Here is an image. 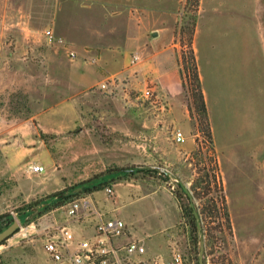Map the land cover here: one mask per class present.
I'll return each mask as SVG.
<instances>
[{
	"label": "rangeland",
	"instance_id": "374dc122",
	"mask_svg": "<svg viewBox=\"0 0 264 264\" xmlns=\"http://www.w3.org/2000/svg\"><path fill=\"white\" fill-rule=\"evenodd\" d=\"M174 1L166 21L146 17L138 9H123L117 24L121 28L132 21L133 30L114 40L127 46L112 51L118 55L119 73L107 80V89L98 84L79 93L73 76L101 68L99 60L89 59L99 54L92 48L95 43L79 31L78 16L86 0H25L26 10L52 13L57 20L70 10L74 22L63 24L67 34L61 36L78 51V57L71 59L43 40L40 50L52 51L56 65L44 63L42 51L20 53L27 56L16 67L21 77L0 74V133L6 129L0 138V227L19 222L0 245V264H51L44 248V230L64 221L67 204L86 194L55 206L57 199L107 179L104 173L110 168L140 165L162 174L139 171L111 179L112 185L134 179L145 188L163 185L167 190L161 187L130 205L133 213L142 210L148 215L154 238L143 256L129 260L120 251L121 264L170 260L175 255L182 257L183 264H199L200 240L204 264H264V0ZM164 26L170 43L163 53L169 54L173 68H180L184 98L194 116L196 148L189 156L183 155L175 139L179 126L174 122L163 125L166 118L157 117L160 107L168 110V100L146 98L143 92L149 84L132 80L133 67L124 66L135 50L158 52L159 41L154 47H148L147 41L152 30ZM193 56L209 97L214 147L199 130L205 123L192 98L196 89ZM67 74L72 76L69 87ZM147 120L150 128L145 126ZM153 132L168 145L156 148L149 142ZM121 137L128 139L135 153L132 161L120 159L124 156L120 154ZM36 164L44 165L45 171L32 172L31 165ZM33 202L39 205L31 207ZM180 202L184 206L193 203L200 213L196 218L202 223L198 241L191 217L186 210L183 216ZM156 209L169 218L154 221ZM78 228L75 224L74 229Z\"/></svg>",
	"mask_w": 264,
	"mask_h": 264
},
{
	"label": "crops",
	"instance_id": "0c3cea01",
	"mask_svg": "<svg viewBox=\"0 0 264 264\" xmlns=\"http://www.w3.org/2000/svg\"><path fill=\"white\" fill-rule=\"evenodd\" d=\"M24 3L25 0H0V74L3 72L6 77H21L20 71L16 67L19 64H22L20 58L25 59L27 56H21L20 53L24 54L37 51L41 54L40 51H42L45 53V60L43 62L50 63L51 66L54 64L56 65V63H54L55 59L52 51L40 50L39 46L43 44V40H45L47 45L59 47L67 56V48H70L76 52L78 57V51L70 46L71 44L67 39L61 36V34H67V31H64L63 29V24H66L67 26L74 22L73 16L69 13L70 10H68V12L66 11L60 20H57L52 13L50 15L49 13L45 14L43 11L34 12L29 9L26 10ZM175 4L176 2L174 0H86L83 4L86 8L79 13L78 16L79 31L86 36L84 39L92 40L95 43V46H92V48L99 51V54L96 56L92 55L89 59L92 62L93 60H99L101 68L86 75L83 73L80 75H74L73 78L76 82L77 91L79 93L85 91L103 81L115 77L119 73L116 71L118 68V62L116 61L118 60V55L112 51L118 50L120 47L126 48L127 46H120V44L114 43V40L117 39L118 34H127L128 31L133 30L131 25L132 21H129V26L126 27L120 28L117 24V21L122 18L120 16L124 12L123 9L127 7L134 11L138 9L142 14L144 13L146 17L150 18L158 16L166 21L167 17L172 15L171 11ZM71 7L73 6H70V8ZM39 8H43V6ZM132 10H130V13ZM130 13L128 15L129 18H131ZM29 21L31 24H29ZM166 28L167 27L164 26V28L154 29L149 33L147 41L148 47H154L159 41L161 47L158 52H147L143 54L141 50H135L124 63V66L125 68L133 67L134 71L129 74L132 80H143L147 84H153L157 91L155 96L157 100L160 98L168 100V110L164 111V108L160 107L159 109L161 111L158 112L157 117L166 118V123L163 125H167V122H174L179 126L178 128L182 130L184 134V140L177 142V144L181 148L183 155L189 156L196 148L195 134L192 133L194 130V120L188 103L184 98L183 79L180 68L179 66H177V69L173 68L170 59L171 57L169 54L165 55L166 53H163L167 51L164 47L170 43V40H167L166 38V35L169 33ZM48 29L53 31L56 38V41L52 44L47 41L46 31ZM239 30L241 32V29ZM39 32H42V34L44 33L45 37L42 38L43 36L41 37ZM196 36L194 50H196L197 54ZM162 37L164 40H162ZM59 40H62L63 42H59ZM175 45H177V43H175ZM239 45H241V43H239ZM12 48H14L15 51L10 50ZM242 50L245 55L246 46H244ZM135 54L140 55V59L135 64H131L132 56ZM166 56H169L167 61L163 60ZM166 63H169L168 67L162 66ZM176 63H178V61H176ZM136 71L137 74L134 75ZM241 71L242 69L240 68V72ZM104 72L107 73L104 74L106 76L101 77L103 76L101 73ZM245 73L246 72H243L244 75ZM66 76H68L67 83L69 87L71 83L70 78L72 76L71 74H67ZM200 77L202 80L201 74ZM203 91L206 98L208 113L210 115L209 97L207 96L206 90L203 89ZM151 125L150 120H147L145 126H149L150 128ZM122 129L127 130L124 127H122ZM4 132H6L5 128L0 133V138H3ZM120 132L123 133L122 131ZM147 139L149 142L154 143L156 148L159 145H168V142L159 139L156 132L148 135ZM127 141V138L123 139V137H121L120 145H122V148L120 154L124 156L120 159L125 160L124 162L132 161L129 159H132V157L135 156L134 151L130 148V143ZM139 167L145 168L141 165ZM161 187L164 188V190L166 189L163 185L148 186L145 188L141 181H134V179L126 180V182L120 180L114 186L115 193L113 197L108 196L105 188L104 190L94 191L89 195L94 199L101 211L109 216H119L126 222V234L116 241L117 244L125 245L133 239H140L147 249L150 246L148 242L154 236V232H151V228L149 227V222L147 220L148 215L142 210H140L138 214L133 213L130 209V205L136 198L140 199L142 197L156 194ZM157 201L158 200L155 199L153 204ZM163 202L162 205L165 208L164 210H167V213L169 214L168 209H166L167 205ZM176 204L178 207L177 201ZM161 210L162 209L155 210L156 214L154 221H159L161 223L163 220L165 221V216L169 218L167 213H165V211L161 212ZM178 218H176V221ZM94 225V220L91 218L82 221L78 224L79 233L81 235H93ZM161 230L162 228H159L158 231ZM79 233L77 234L79 235Z\"/></svg>",
	"mask_w": 264,
	"mask_h": 264
},
{
	"label": "built area",
	"instance_id": "2783aa9c",
	"mask_svg": "<svg viewBox=\"0 0 264 264\" xmlns=\"http://www.w3.org/2000/svg\"><path fill=\"white\" fill-rule=\"evenodd\" d=\"M46 36L50 44L56 41L52 30L48 29ZM59 42L63 41L59 40ZM67 53L71 59L77 57L76 52L70 48H67ZM139 59L140 55H133L131 64H135ZM99 86L107 89L109 83L106 80ZM155 92L153 84H149L143 94L150 99L155 98ZM175 139L177 142L184 140L182 130L177 129ZM31 170L35 173H42L45 171V166L31 165ZM105 191L109 196H113L114 186H106ZM88 218L94 220V234L81 235L79 230L74 229V225ZM126 227V222L122 218L107 215L99 209L94 199L86 194L67 204L64 221L52 224L44 230V248L51 264H121L123 258L120 257V251H124L126 259L129 260L132 256L146 253V247L140 239H133L125 245L116 243L126 234ZM24 229L22 228L21 231ZM22 233L26 236L27 230ZM136 264H183V259L180 255H175L170 260H140Z\"/></svg>",
	"mask_w": 264,
	"mask_h": 264
},
{
	"label": "trees",
	"instance_id": "16d2710c",
	"mask_svg": "<svg viewBox=\"0 0 264 264\" xmlns=\"http://www.w3.org/2000/svg\"><path fill=\"white\" fill-rule=\"evenodd\" d=\"M192 60H194V62H195V66L193 67V71H194L193 79L196 82V89H195V92L192 94V98H193L197 112H199L201 114V116L204 120V123H205L203 129L199 128V130L205 133V135L208 137V141L214 147L213 130H212V126L210 123V117H209V113H208V108H207V103H206L204 91L202 88V81H201V77L199 74L196 57L193 56ZM190 111H191V108H190ZM193 117L194 116H192V118ZM134 168H135V170L130 171V172L123 171L122 167H114L113 169L110 168L106 171V173H104V177H106L107 179L99 180V181H96L95 183L88 184L84 188H82V191H80V192L74 191L72 193H69L68 195H65L63 198L57 199V201L54 203V205L55 206L64 205L65 203L68 202V200L72 199L73 197L79 196L82 193L90 194L94 191L104 189L106 186L112 185V183H113L112 181H114L116 179L118 180V179L122 178V176L131 177L132 175H134L136 172H139V171L152 174L153 176H156V174H162V172L158 169H151V168H146V167L142 168L139 166H135ZM165 178H167L166 180H168L167 176H165ZM215 178H216V175H215ZM111 179H112V181H111ZM217 182H218V180H217ZM219 182H218V184H220ZM220 188L222 190V187H220ZM38 205H39V202H33V205H30V206L32 207V206H38ZM180 207L182 209L183 216L185 215L186 212H188V215H190L191 221H192V226H193V231L195 232L196 240L198 241L199 229L197 227V222H196V217H195L194 212H193V207L191 205L184 206L182 204V202H180ZM185 210H186V212H185ZM6 228L0 227V232L5 230ZM9 238L10 237L3 240L0 243V245L5 243V241H7Z\"/></svg>",
	"mask_w": 264,
	"mask_h": 264
},
{
	"label": "water",
	"instance_id": "95a60500",
	"mask_svg": "<svg viewBox=\"0 0 264 264\" xmlns=\"http://www.w3.org/2000/svg\"><path fill=\"white\" fill-rule=\"evenodd\" d=\"M123 171H134L135 168L134 167H131V168H124L122 169ZM185 190L188 192V190L185 188ZM189 193V192H188ZM190 197H191V194L189 193ZM191 206L194 207V204L191 203ZM193 212H194V215L195 217L198 219L200 217V213L198 212L197 209L193 208ZM19 226V222L17 220L14 221V223L9 226L8 228H6L5 230H3L2 232H0V243L7 239L8 237H11V235L13 234L14 230ZM197 227L199 229V233L201 234L202 231H201V228H202V223L200 221H197ZM200 243H201V251L199 253V264H204V259H203V242L202 240H200Z\"/></svg>",
	"mask_w": 264,
	"mask_h": 264
}]
</instances>
